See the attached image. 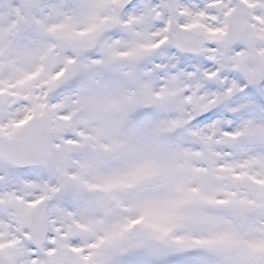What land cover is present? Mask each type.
Wrapping results in <instances>:
<instances>
[{
	"label": "snow or ice",
	"instance_id": "snow-or-ice-1",
	"mask_svg": "<svg viewBox=\"0 0 264 264\" xmlns=\"http://www.w3.org/2000/svg\"><path fill=\"white\" fill-rule=\"evenodd\" d=\"M0 264H264V0H0Z\"/></svg>",
	"mask_w": 264,
	"mask_h": 264
}]
</instances>
